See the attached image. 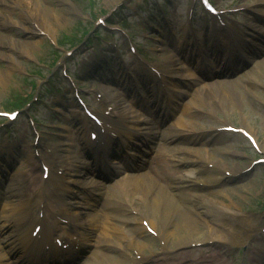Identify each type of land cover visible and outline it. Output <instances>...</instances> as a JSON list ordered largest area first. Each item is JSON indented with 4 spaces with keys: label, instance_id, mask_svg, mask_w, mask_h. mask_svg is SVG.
Returning a JSON list of instances; mask_svg holds the SVG:
<instances>
[{
    "label": "rangeland",
    "instance_id": "374dc122",
    "mask_svg": "<svg viewBox=\"0 0 264 264\" xmlns=\"http://www.w3.org/2000/svg\"><path fill=\"white\" fill-rule=\"evenodd\" d=\"M214 1L221 8L229 7L230 4L233 6L229 8H238L249 3L254 4L255 0ZM150 2L151 0H33L41 15H38V18H45L43 19L45 21L43 27H39L40 30L37 32L34 31L33 24L35 22L24 18L22 12L24 11L28 15L29 10L22 9L21 3L17 6L10 5L12 3L10 0L0 3V71H6L9 62L14 60L9 55L15 57L9 73L5 74L4 89L0 88V110H18L19 112L15 122L8 123L6 119L0 118V125H2L0 127V144L17 143L21 145V147L15 148L17 155L15 172L19 173V165L24 163L27 169L34 168L32 179H38L40 176L39 165L32 157L33 136L32 129L30 130L28 126V116L33 117L36 129L40 133L37 147L43 158L48 157L45 154L47 148L51 149L53 144H58V136L55 133H61L58 126L61 127L60 124L66 118L65 111L56 109H60L58 102L63 93L61 88L65 85L64 82L69 84L63 78L64 71L76 83L87 104L93 109L97 107L102 110L101 101L95 98L93 92V90H97L98 85L95 77L82 74L81 71L88 65H95L97 59L99 61L102 56L100 51L109 49L107 43L111 44L113 40L117 42L123 58L128 60L126 66L130 69L134 61H139V58L131 52L132 55L126 52L127 48L119 35L129 32L136 52L149 62L157 60L163 62L161 59H164L166 54L162 51V41L173 42L171 49L176 52L179 49L178 41H176L179 37L193 41L201 39L203 33L200 34L198 29L204 20L197 18V15L201 14V10H195L196 14L192 20L197 28L195 32L197 35L184 31V28L189 30L190 19L186 16L189 0H161L159 4L163 6V11L157 9L152 13L149 12ZM102 18L103 23H98V20ZM237 19L243 21L245 17L238 15ZM206 21L211 22L210 20ZM147 22L151 24L159 22L163 28L146 25ZM108 23L115 24L114 30L109 29ZM154 28L159 31L154 30ZM45 30H49L51 34L48 36ZM101 39L103 40L101 41ZM26 40L31 42L27 47L28 55L20 51V47L24 45ZM131 56L133 59L129 60ZM115 58L116 55L113 52L107 53L106 59L113 60L114 66L124 69L116 62ZM179 64L180 62L175 61L173 66L177 67ZM256 66L257 64L254 65V68ZM96 70L100 71L99 68ZM101 72H106L109 75L111 71L106 69ZM131 72L133 73V70ZM214 80L220 79L213 78L210 81ZM199 83L202 84V81ZM103 84H106L105 81L102 82ZM230 85H225V88L224 84L221 83L220 88L225 93L229 90L233 96L230 95L224 99V93L223 97L218 95V100H215L214 98L217 97H214L210 91H205L200 97L198 108L185 111L183 118L192 121L190 124L186 123L185 131H188L187 129L190 127V132L192 128L193 131L205 132V143L209 140L208 138L217 137L214 146L218 149L215 153L210 152V150L206 151L208 143L205 146L204 143L200 147V152L196 154H202L203 159L222 163L229 171H236V173L233 172V175L221 173L220 180L210 184L211 186L189 187L185 190L188 189L186 191L205 195V197L192 196L199 201L208 199L218 208L229 207L232 212L238 213L242 219L253 220V223L257 225L258 234L247 242L229 237L228 241L235 243L232 246L227 244L226 246L207 247L203 242V244H189L170 249V245L168 246L169 252L164 253L153 236L145 232L137 233L138 231L134 229L133 224H123L126 235L138 237L137 240L142 244L140 245L142 248H138L141 254L145 258L153 255L146 264L176 263L178 253L182 252L187 254V258L180 261V264H196L192 259L202 254L200 252L202 250L214 251L213 254H219L218 257L220 258L211 261V264H264V165H252L264 153L253 150L240 134L221 133L215 130L207 133L206 131L223 124L207 114V111H212L221 117L226 124L244 127L252 133L259 144H264V63L251 70L246 79L243 77L242 80ZM192 94L193 89L183 97V105L192 98ZM70 96H72V92ZM28 100L30 101L26 103ZM16 104L18 105L16 106ZM181 110L182 106L177 110V113ZM154 122L155 125L159 124L158 120ZM4 135H7L8 141L6 142H4L6 140L3 138ZM180 145L186 149L191 148L190 144ZM170 153L167 152L166 154L169 155ZM215 154L218 155L215 156ZM180 156L185 155L180 154ZM248 167L250 170H247ZM241 169L247 171L242 172ZM175 170L171 169V172L173 173ZM163 175L168 181L172 178L166 173ZM88 186L87 179L81 178L78 179L72 190L78 195L90 197L92 192ZM46 196L55 203L59 202L58 191L52 184L45 188V200ZM24 198L26 197L24 196ZM192 204L191 201L185 202L189 208ZM148 215L157 226L162 223L160 213L157 212L154 216L149 213ZM184 215L188 216L187 212ZM134 218L137 221L136 226L139 227L141 218L148 220L146 215L139 217L130 213H125L119 219L124 221L127 219L134 220ZM238 223L240 226L244 224L243 222ZM96 235L95 232L94 241ZM252 246L256 248L255 251L251 250ZM127 253L133 254L132 251L129 252L128 250ZM113 255L117 256L118 254L113 253Z\"/></svg>",
    "mask_w": 264,
    "mask_h": 264
},
{
    "label": "bare ground",
    "instance_id": "6f19581e",
    "mask_svg": "<svg viewBox=\"0 0 264 264\" xmlns=\"http://www.w3.org/2000/svg\"><path fill=\"white\" fill-rule=\"evenodd\" d=\"M12 3L10 5L17 6L19 3L22 4V9H27L28 15L23 11L24 18L29 20H32L35 22L34 25V31L37 32V30H40L39 27H43V19L45 18H38V15L40 13L37 11L38 9L35 7V4L33 3V0H10ZM0 3H5V0H0ZM31 9V10H30ZM41 16V15H40ZM259 22V21H258ZM254 25V24H253ZM24 30V28H22ZM48 36L51 34L49 30H45ZM31 32V31H30ZM29 37V36H28ZM31 42L27 41L24 42V45L20 47L21 53H24L26 55L29 54V51L27 49L28 45ZM207 46V45H206ZM231 46V44H230ZM208 48H211V42L209 43ZM207 49V48H206ZM225 54H228L230 57V52L227 51ZM11 59H14L13 61L9 62V65L6 68V71H0V88L4 89V83L6 80L5 74L9 73L13 62L15 61V57L12 55H9ZM212 57H217V55H213ZM173 57L169 54L165 57V63L167 66H170L171 69L173 66ZM264 61L259 62V64H263ZM17 65V64H16ZM16 67V66H15ZM179 71H182L181 68H178ZM94 70H91L90 72H93ZM186 72V71H182ZM192 79L197 80V78H194L190 75ZM231 83H227V86H229ZM209 86V87H208ZM207 91H210L211 94L214 95V97H217L220 95L223 97L224 90L220 88L219 82H211L208 84ZM231 86V85H230ZM226 88V86H225ZM174 92H178L180 90H172ZM98 92L102 94V102L105 105V110L110 108L108 111L109 118H107V121L111 122L112 118H125L126 125L133 129L134 131H139V122H143V124H149L150 119L147 117H140L137 113V111H129L126 108V105L124 104V100L122 98H119L116 93L111 92L109 89L102 88V85H98ZM222 93V94H221ZM233 96V94L227 90L225 93L224 99H227L228 96ZM219 97L214 98L215 100H218ZM223 99V98H222ZM195 101V99H194ZM199 104V102L195 101V103H191V105L196 106ZM105 116V115H104ZM102 116V119L105 117ZM105 126V122H103ZM138 124V125H137ZM177 125H180L184 127L185 125L177 123ZM117 126L114 125V130L116 133H119V130L116 129ZM142 129V128H141ZM113 130V129H112ZM113 130V131H114ZM83 132H87L85 129H83ZM123 133L126 134L125 131ZM155 134V132L152 131V129L148 128L144 129L140 132V136L142 137H152ZM180 133L179 131H175V129L170 128L169 131H167L164 134V137L172 140L174 137L178 136ZM92 140V139H91ZM195 138H193V141ZM88 142H92L88 140ZM257 145L264 151V144H259L257 142ZM58 151V150H57ZM60 152H62V149H59ZM181 151V150H180ZM186 150H184L185 152ZM192 153H194V150H190ZM179 152V150L177 151ZM80 162V161H78ZM174 162L178 163H190V162H196L195 160L188 158H179L177 160H174ZM80 167V166H79ZM225 166L223 164L215 163L212 165V168L203 167L202 172L206 178L205 184L208 185L210 183L215 182L216 180H219L220 178V170H223ZM236 172V171H232ZM193 172L187 169L184 174H182L179 177H175L173 180V185H171L169 191L170 194L168 196L163 195H157L154 194L152 190L148 189L150 187L151 181L157 185V187H162V184L155 181L153 178L154 175L148 172L147 174H136V175H130L122 177L121 179L116 181V184L114 186V191L109 192V200L106 201L104 205V209L108 208H115L117 204V196L119 194H124L126 196H129L130 201L133 199V208L138 211L140 215H145V211H152V212H159L160 210V216L161 221L164 225H162V228H160V233L158 230H156L157 234L162 235L164 239V243L167 244V247L171 245V249L174 247L179 246H187L189 244L195 245V244H203L205 242V246H226L229 244L230 246L234 245L235 243L228 241L229 237H233L235 239H241L242 242L249 241L252 237H256L257 233V225L254 224L253 220H244L241 218V216L238 215L236 212H232L229 207L223 208V207H217L214 203L209 201L208 199H202V201H199L198 199H192L194 202V205L190 209L192 212L188 213V216H185L184 213L179 212V217L175 218V211L176 207L180 203L186 202L187 198L186 195H184L182 190V185L184 183L190 182V181H196L198 180L196 177H193ZM14 178H16L14 176ZM148 187V188H147ZM18 189V188H16ZM15 190V188L13 189ZM12 191V187L9 186L8 192ZM118 191V193H116ZM36 193V189L30 190V194ZM137 193L138 195H136ZM136 197H141L139 201H135ZM128 198V197H127ZM180 200V203L178 201V204L173 203L172 200ZM129 201V199H127ZM142 202H145L144 208L142 207ZM27 205V204H26ZM25 206V205H24ZM23 213L25 214V207H23ZM162 213V214H161ZM193 216H192V215ZM25 216V215H24ZM105 212H103L101 215L98 216H91L89 220H87V224H93V222L98 221V232H99V240L96 241V252L101 248H104L106 246H109L114 253L119 252V255L116 257L108 252V250H104V252H101L100 254H97V258L99 260L98 264H124L127 260L126 254H123L119 250H116L117 246H121L120 244L124 242L127 244L125 249H133L137 248L134 243L135 240L132 239H124V232L119 227H114V224L109 223L106 219H104ZM25 219V218H24ZM100 219V221H99ZM170 220H172L170 222ZM151 222V221H150ZM238 222H243L244 224H240ZM0 227H2L0 225ZM155 228V226H154ZM50 230H52V227H50ZM118 240L117 246H113L112 244L116 243V241L112 239ZM25 242L29 241V235L24 236ZM10 244L16 249L21 250L24 247L25 242L21 239L20 245L16 246L13 241L10 239ZM193 243V244H192ZM252 251H255L256 248L254 246L251 247ZM31 253L34 254L35 249H30ZM202 254L196 256L194 259H192L196 264H211V261L217 260L220 257L219 254H213L214 251H200ZM79 253V252H78ZM94 253V254H95ZM94 254L88 258H86L87 264H93L92 261L94 260ZM10 254L7 253V251H0V264L6 263L9 261ZM187 254L182 252L178 253L177 255V262L171 263V264H180V261L186 260ZM66 259V256H65ZM97 260V261H98Z\"/></svg>",
    "mask_w": 264,
    "mask_h": 264
}]
</instances>
